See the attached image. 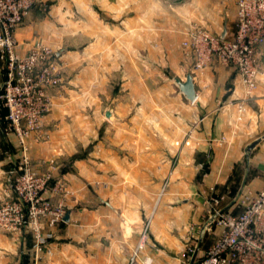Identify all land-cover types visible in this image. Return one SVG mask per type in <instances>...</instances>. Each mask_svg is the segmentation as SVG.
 <instances>
[{
	"label": "crops",
	"instance_id": "1",
	"mask_svg": "<svg viewBox=\"0 0 264 264\" xmlns=\"http://www.w3.org/2000/svg\"><path fill=\"white\" fill-rule=\"evenodd\" d=\"M235 1L38 0L31 7L14 31L17 51L48 45L61 79L47 89L52 107L40 133L27 138L30 167L48 173V185L64 186L63 197L46 195L54 204L62 199L70 216L45 227L48 251L34 252L29 228L0 230V264L198 263L220 232L206 224L211 213H239L243 193L264 183V45L245 99L235 67L213 59L193 70L184 55L192 26L234 30ZM188 73L193 100L175 82ZM4 115L0 106V200L13 196L9 171L19 157Z\"/></svg>",
	"mask_w": 264,
	"mask_h": 264
},
{
	"label": "built area",
	"instance_id": "2",
	"mask_svg": "<svg viewBox=\"0 0 264 264\" xmlns=\"http://www.w3.org/2000/svg\"><path fill=\"white\" fill-rule=\"evenodd\" d=\"M38 0H0V61L4 77L0 83V106L5 110L6 134L15 136L19 150L11 174L12 197L0 200V230L20 232L29 228L35 253L48 251L51 236L45 227L62 220V199L52 203L46 192L66 194L64 186L48 185L49 174L30 167L27 138L40 133L42 118L51 110L47 89L61 79V64L56 52L36 42L24 54L17 51L14 31ZM234 30L215 34L201 26L187 32L184 55L192 58L193 70H202L213 59L236 68L244 99L252 95L260 72L258 49L264 45V0H236ZM238 110H244L243 103ZM215 204L218 198H212ZM239 213L214 210L206 224L220 232L204 251L197 264H264V183L254 193L246 190Z\"/></svg>",
	"mask_w": 264,
	"mask_h": 264
},
{
	"label": "water",
	"instance_id": "3",
	"mask_svg": "<svg viewBox=\"0 0 264 264\" xmlns=\"http://www.w3.org/2000/svg\"><path fill=\"white\" fill-rule=\"evenodd\" d=\"M225 33V28L222 32V35ZM175 82L177 83V86L180 90V92L185 96V98H187L188 100H193L195 97V90H194V86H193V82H192V75L190 73H188L186 75V78L184 81H179V80H175ZM111 107L112 104L109 106V108L106 111V116H110L111 113ZM260 141V138H256L255 140L251 141L247 147H246V151L249 153L251 151V149ZM69 216H70V211H67L64 216L62 217L63 221H68L69 220Z\"/></svg>",
	"mask_w": 264,
	"mask_h": 264
},
{
	"label": "rangeland",
	"instance_id": "4",
	"mask_svg": "<svg viewBox=\"0 0 264 264\" xmlns=\"http://www.w3.org/2000/svg\"><path fill=\"white\" fill-rule=\"evenodd\" d=\"M236 2V1H235ZM196 26H199V25H196ZM201 27H204V26H201ZM205 28V27H204ZM207 29V28H206ZM209 30V29H208ZM210 31V30H209ZM149 224V220L144 222L143 224V227L145 229V227H147V225ZM147 230H148V227L145 229V231L143 230L140 234H139V238H138V244H137V248H136V252L138 250L141 249L143 243L145 240H147Z\"/></svg>",
	"mask_w": 264,
	"mask_h": 264
}]
</instances>
